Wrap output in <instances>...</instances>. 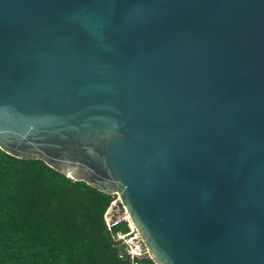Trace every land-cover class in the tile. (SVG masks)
<instances>
[{
	"label": "water",
	"instance_id": "obj_1",
	"mask_svg": "<svg viewBox=\"0 0 264 264\" xmlns=\"http://www.w3.org/2000/svg\"><path fill=\"white\" fill-rule=\"evenodd\" d=\"M0 150L116 195L154 264H264V0H0Z\"/></svg>",
	"mask_w": 264,
	"mask_h": 264
},
{
	"label": "trees",
	"instance_id": "obj_2",
	"mask_svg": "<svg viewBox=\"0 0 264 264\" xmlns=\"http://www.w3.org/2000/svg\"><path fill=\"white\" fill-rule=\"evenodd\" d=\"M130 227L116 195L0 150V264H132L112 239Z\"/></svg>",
	"mask_w": 264,
	"mask_h": 264
},
{
	"label": "built area",
	"instance_id": "obj_3",
	"mask_svg": "<svg viewBox=\"0 0 264 264\" xmlns=\"http://www.w3.org/2000/svg\"><path fill=\"white\" fill-rule=\"evenodd\" d=\"M112 239L113 241L117 242L122 248L119 257H128L131 260L132 264H137L135 262V258H139L143 254H145V249L132 225L129 231L125 233H115L112 236Z\"/></svg>",
	"mask_w": 264,
	"mask_h": 264
}]
</instances>
